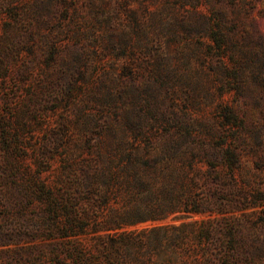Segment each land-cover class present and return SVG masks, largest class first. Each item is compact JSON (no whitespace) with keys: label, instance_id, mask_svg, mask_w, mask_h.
I'll return each mask as SVG.
<instances>
[{"label":"rangeland","instance_id":"obj_1","mask_svg":"<svg viewBox=\"0 0 264 264\" xmlns=\"http://www.w3.org/2000/svg\"><path fill=\"white\" fill-rule=\"evenodd\" d=\"M0 264H264V0H0Z\"/></svg>","mask_w":264,"mask_h":264},{"label":"trees","instance_id":"obj_2","mask_svg":"<svg viewBox=\"0 0 264 264\" xmlns=\"http://www.w3.org/2000/svg\"><path fill=\"white\" fill-rule=\"evenodd\" d=\"M230 157H233L231 154H229ZM163 186V198L164 201H166V208L169 209V211L171 213H180V214H185V213H194V214H202L205 213L206 211L196 208V210H192L189 206V203H186V196H187V188L184 185L180 186V191L179 192H171L170 187L168 186V184L166 183H162ZM198 206V204H197ZM188 225H182L181 227L178 228H172L175 231H181L185 228H187ZM85 229V228H83ZM104 230H110L111 228H107L104 227ZM168 230H170L167 227H163L160 229H154L153 232H167ZM84 231V230H83ZM99 231V230H96ZM83 234V232H78ZM79 235V234H76ZM109 238V237H108ZM124 244H120L119 241L117 240H112L111 242L106 244V248H123L121 245H124V247H129L130 243L126 240L123 241ZM172 243V242H171ZM156 244V243H155ZM152 244L153 247L152 248H156L157 246L161 245L160 243L158 245ZM149 247H151V245L148 244Z\"/></svg>","mask_w":264,"mask_h":264}]
</instances>
